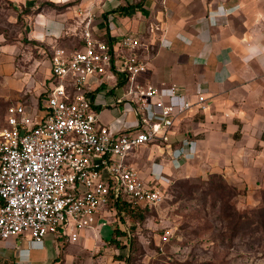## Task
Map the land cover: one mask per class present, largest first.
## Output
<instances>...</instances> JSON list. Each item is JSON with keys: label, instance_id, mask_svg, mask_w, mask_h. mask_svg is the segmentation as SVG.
Masks as SVG:
<instances>
[{"label": "built area", "instance_id": "obj_1", "mask_svg": "<svg viewBox=\"0 0 264 264\" xmlns=\"http://www.w3.org/2000/svg\"><path fill=\"white\" fill-rule=\"evenodd\" d=\"M80 15L77 45L53 46L51 83L41 105L30 109L18 102L6 110L0 130V241L28 234L38 243L60 235L76 242L80 229L115 216L108 204L120 196L156 208L164 196L163 166L150 164L143 172L126 162L133 148L148 144L171 155L173 143L182 140L175 151L184 161L195 157L193 141L184 142L171 129L193 106L205 112V95L198 92L190 102L175 84L133 83L149 64L145 54L137 55L139 38L124 33L105 40L106 33H93L96 14ZM91 76L96 83L85 85ZM107 79L115 84L101 89ZM127 80L132 84L122 89ZM118 88L120 94L107 95ZM97 92L122 107L121 123L117 117L98 123ZM115 123L120 127L113 130Z\"/></svg>", "mask_w": 264, "mask_h": 264}, {"label": "rangeland", "instance_id": "obj_2", "mask_svg": "<svg viewBox=\"0 0 264 264\" xmlns=\"http://www.w3.org/2000/svg\"><path fill=\"white\" fill-rule=\"evenodd\" d=\"M78 1L0 0V130L6 124V110L10 105L18 102L32 108L35 105L33 97L47 77L49 48L77 45V22L83 17L80 14L88 10V3L76 8ZM44 2H53L54 8L44 7L48 14L75 9V17H67L68 23L73 24L72 30L66 29L61 35L46 38L39 34L33 37L35 19L44 10L36 12L37 7ZM160 26L155 22L149 24L152 30ZM141 75L133 83H144L140 81ZM96 81L91 76L85 85H94ZM105 81L107 84L101 85V89L115 84L113 79ZM131 84L130 80L125 81L122 89ZM120 91L121 88L108 91L107 95L120 94ZM227 91L230 97L227 107L244 115V119H233L238 129L229 139L220 132L213 134L214 130H219V125L221 130L227 129L225 118L217 116L205 120L209 113H224L215 103L205 113L196 112L177 121L175 127L178 136L184 139L209 134L206 136L211 145L214 141L215 144L211 151L205 152L206 156L200 155L204 150L200 148L198 157L184 161L175 151L180 149L182 140L175 141L171 155L166 149L162 152L148 144L131 149L125 161L143 172L150 164L163 166L162 202L146 211L142 221H133L124 213L121 217L117 214L107 216L98 226L97 236H94L95 231L80 229L78 233L86 239L85 249L78 240L63 242L60 244L63 248L61 261L82 250L89 252L97 264H264V90L239 87ZM94 102L105 107L96 113L98 121L105 112L119 118L120 123L124 119L122 107L101 92L95 94ZM253 110L263 117L254 120ZM239 119L243 120L248 132L243 144L234 142L243 136ZM133 121L135 116L130 113L128 122ZM201 122L205 124L200 125ZM260 155L262 164L257 166L253 158L257 160ZM240 163L247 166L241 168ZM118 222L126 234L121 238L123 248L120 249L108 241L112 227ZM18 240L21 254L38 246L28 234L19 235ZM88 245H91L89 251ZM119 254L130 255V261L125 263L118 259ZM3 259L6 260L5 256Z\"/></svg>", "mask_w": 264, "mask_h": 264}, {"label": "crops", "instance_id": "obj_3", "mask_svg": "<svg viewBox=\"0 0 264 264\" xmlns=\"http://www.w3.org/2000/svg\"><path fill=\"white\" fill-rule=\"evenodd\" d=\"M125 2L126 0H79L75 7L88 3V10L96 14L92 28L95 36L106 33L115 39L124 33H133L147 38L144 54L148 56L150 54L148 51L156 49V52L148 58L146 72L148 83L160 87L175 84L190 102L196 100L198 92L204 94L209 104L208 109L211 108V104L216 103L219 105L218 108L224 111L223 114L222 112L209 113L205 120L209 121L217 116L225 118L227 129L221 130L219 125V130H214L213 134L219 135L220 132L228 138L238 129V123H234L233 119L235 117L244 119V115H242L243 112L238 113L227 107L230 105V102H227V99H230L227 90L239 87H248V90L259 87L264 90V0H144L137 11L116 9L119 4ZM109 5H112V8ZM43 11L35 19L31 33L33 37L39 34L46 38L54 34L61 35L66 29L72 30L73 24L68 23L67 17H75V9L58 14L54 12L48 14L45 9ZM153 22L161 25L160 28L152 30L149 24ZM49 69L48 65L47 77L41 82V90H38L36 95L33 94L35 100L33 108L39 105V97L47 87L46 79L49 77ZM103 110L105 107L102 106L101 111ZM196 110L197 107L193 106V110L189 111L187 117ZM253 116H255L254 120L263 117L259 111L255 110H253ZM112 118L108 112H105L98 122L107 124L112 121ZM240 119L243 136L242 139L234 140L235 144H243L248 136V132L245 131L246 125ZM176 124L171 130L178 135ZM112 127L113 130L119 129L120 124L115 123ZM206 135L209 136L205 133L201 138L184 139V142L193 141L195 157H198L200 148L204 149L201 156L202 154L206 156L205 152L213 149L215 141L211 145ZM174 145L176 144L173 143L172 146ZM262 151L264 152V149ZM253 163L260 166L261 155L257 160L253 158ZM246 166V164L241 165V168ZM98 226L86 229L95 231L94 236H97ZM18 237L0 241V264H5L4 262L8 264H97L89 252L85 253L82 250L69 254L61 261L63 248L60 244L66 241H57L52 238L45 239L44 242L38 243L36 248L21 254ZM85 240V237H81L79 233L78 241L84 249ZM90 246L88 245L86 249L88 250ZM13 251H15V257H13Z\"/></svg>", "mask_w": 264, "mask_h": 264}, {"label": "trees", "instance_id": "obj_4", "mask_svg": "<svg viewBox=\"0 0 264 264\" xmlns=\"http://www.w3.org/2000/svg\"><path fill=\"white\" fill-rule=\"evenodd\" d=\"M143 1L144 0H130V1H126L123 4H119L116 9H118L120 11H127L129 9H133V10H136L137 11L142 6ZM44 7L54 8L53 2H44V3H41L40 5H38L36 12H40L42 9H44ZM137 37L140 40L141 46H139L136 49V52H137V55L139 57H141L146 52L145 45H146V43H147L148 40L145 37H139V36H137ZM104 39L105 40H108V39H110V36L108 34H105ZM31 41H33V40H31ZM32 43L34 44V42H32ZM62 46H65V45L62 44ZM148 52L150 53V54L148 53L149 54L148 56H152L156 52V49L153 48L152 50H150ZM52 54H53V47H50L49 48V58H48L49 68H50V59L52 57ZM146 72L144 73L145 75L143 74L140 77V81L144 82L145 84L148 83V80H147L148 77H147ZM50 83H51V80L49 78H47L46 79L47 86H49ZM46 94H47L46 92L41 93V97H44ZM41 97H39V105H41V102H42L41 101ZM95 108H96V110H99L101 108V106H96ZM196 112H202V111L201 110H196L192 114H195ZM188 161H189V159L186 160V162H188ZM184 164H182V165H184ZM108 207L111 208L115 212V215L117 214V215H119L121 217L123 215V213H124L125 215H127V217L129 216V218L131 220H133V221H142L144 219V213L146 211H148V210L149 211L152 210V209H147V208L141 207L139 205H136V204L132 203L131 201L126 200L122 196H120L116 200L112 199L109 202ZM125 235L126 234H125L124 230H122L120 228L119 223L118 224H115L112 227L111 236H110V239L108 241H109V243L113 244L117 249L123 248L122 247L123 242H122L121 238L124 237ZM56 240L57 241H60V240L67 241V238L64 235H60V236H58L56 238ZM117 258L123 260L125 263H128V261H130V259H131L130 255L129 256H126V255H120V254L117 256ZM4 263L5 264H8L7 262H4Z\"/></svg>", "mask_w": 264, "mask_h": 264}]
</instances>
